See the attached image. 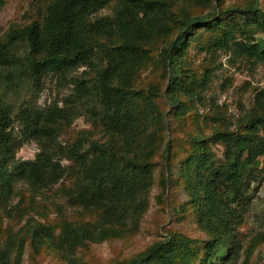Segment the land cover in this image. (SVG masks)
<instances>
[{
	"label": "trees",
	"instance_id": "1",
	"mask_svg": "<svg viewBox=\"0 0 264 264\" xmlns=\"http://www.w3.org/2000/svg\"><path fill=\"white\" fill-rule=\"evenodd\" d=\"M106 6L110 13L98 15ZM218 50L264 63L258 0H46L40 20L10 25L0 37V85L36 87L50 74L65 80L84 69L71 76L72 93L61 105L15 106L0 90V204L18 180L36 191L71 175L59 190L79 215L67 217L59 208L54 220L43 213L42 219L31 217L27 236L0 225V264H11L13 250V264H20L27 240L35 253L86 264L82 256L91 244L138 231L155 182L159 202L169 200L166 191L175 185L187 195L171 210L173 225L143 249L106 264H250L264 231L243 245L238 227L252 182L264 171V86L231 129L215 98L205 95ZM199 52L206 55L198 64L192 55ZM146 70L153 79L140 84ZM78 102L94 129L99 120V137L83 128L61 139L80 112ZM206 103L213 112L201 115ZM168 117L194 125L184 147L166 140ZM28 141L38 152L17 161ZM216 144L222 156L213 151ZM185 220L203 235L180 229Z\"/></svg>",
	"mask_w": 264,
	"mask_h": 264
},
{
	"label": "rangeland",
	"instance_id": "2",
	"mask_svg": "<svg viewBox=\"0 0 264 264\" xmlns=\"http://www.w3.org/2000/svg\"><path fill=\"white\" fill-rule=\"evenodd\" d=\"M46 0H0V37L5 34L10 25H20L30 23L32 20H40L45 12ZM258 5L264 11V0H258ZM110 13V7L106 6L98 12V15ZM194 53V51H191ZM206 52H199L196 56L192 55L195 63H200ZM216 70L211 82V88L205 95H212L217 104V110H221L225 115V121L231 124L230 128H235L238 118L247 112L251 107L254 92L257 88L264 86V63L250 64L239 60L230 54L224 53L223 50L217 51L215 60ZM202 66V65H201ZM84 67L79 68L72 74H68L65 80H59L56 75L50 74L41 79L36 87L27 86L25 83H11L9 86L0 85V90L5 91L7 100L15 106L20 104H32L45 106L57 101L63 104L64 100L72 93L71 76L79 74ZM150 78L148 70L143 71L140 84L145 83ZM157 80V77H154ZM162 83V82H161ZM162 109L167 107L168 101L165 97L160 98ZM79 114L72 121L69 130L61 139L71 138V136L80 129H94L90 112L86 111L82 103L78 102ZM206 107L199 109L201 115L212 114L213 110L208 112L211 107L206 103ZM96 118V117H95ZM99 126L94 129L95 137L101 135V125L96 119ZM170 129L167 131L166 140H172L175 147H184L186 131L192 128L184 120H171L168 117ZM202 127L206 133H209L210 125L201 121ZM211 123V118L207 120ZM39 148L35 141L23 143L16 153V160L34 159ZM213 151L217 156H222L223 148L221 144L213 146ZM68 165V161H63ZM158 169L154 171L155 180H157ZM67 176V175H66ZM64 177L61 182H57L50 189L32 190L26 183L21 180L16 181L13 185L14 192L8 200L0 204V225L7 232H20L26 235L25 229L27 219L34 217L39 218L40 214H45L49 220H54L58 215V209L63 211L67 217L78 214V210L72 208L66 203V199L61 195L59 187L64 180L68 183L71 175ZM170 194L169 200L159 202L157 196L160 194V188L155 182L152 185L149 195V205L143 214L138 231L130 238H121L113 241H104L102 243L91 244L83 253L82 259L86 264H106L115 258L129 256L149 244L154 239L163 236L165 232L163 227L173 225L171 210L174 204H180L187 199V195L180 185L168 188L166 191ZM19 205L20 207H16ZM79 215V214H78ZM174 217V215H173ZM177 226L193 235H203L195 228L190 220H185ZM264 231V171L256 181L252 182L249 201L245 206V213L242 224L238 227L239 237L243 239V245L247 244L252 236L258 232ZM17 237V236H15ZM28 239V237H26ZM243 251V250H242ZM241 251V252H242ZM13 254L11 264H13ZM250 264H264V242L259 244L252 254ZM20 264H69L57 253L42 250L39 254L32 251L29 241L24 246L23 255Z\"/></svg>",
	"mask_w": 264,
	"mask_h": 264
}]
</instances>
